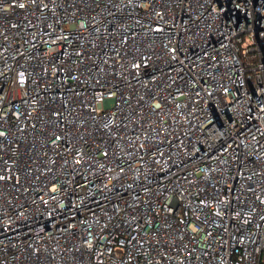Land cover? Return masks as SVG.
Segmentation results:
<instances>
[{"label":"built area","instance_id":"1","mask_svg":"<svg viewBox=\"0 0 264 264\" xmlns=\"http://www.w3.org/2000/svg\"><path fill=\"white\" fill-rule=\"evenodd\" d=\"M264 0H0V264H263Z\"/></svg>","mask_w":264,"mask_h":264},{"label":"trees","instance_id":"2","mask_svg":"<svg viewBox=\"0 0 264 264\" xmlns=\"http://www.w3.org/2000/svg\"><path fill=\"white\" fill-rule=\"evenodd\" d=\"M264 264V263H263Z\"/></svg>","mask_w":264,"mask_h":264}]
</instances>
